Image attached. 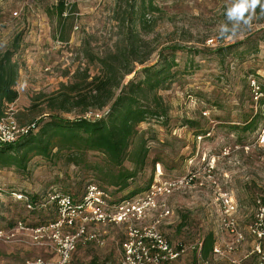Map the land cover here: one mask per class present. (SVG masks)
Masks as SVG:
<instances>
[{"label": "rangeland", "instance_id": "rangeland-1", "mask_svg": "<svg viewBox=\"0 0 264 264\" xmlns=\"http://www.w3.org/2000/svg\"><path fill=\"white\" fill-rule=\"evenodd\" d=\"M60 1L0 0V52L17 46L13 61L19 67V97L7 108L16 122L28 125L45 117L49 113L45 100L61 85L94 76L96 58L115 53L126 33L125 17L131 12L136 32L146 43L145 51H153L145 66L155 63L162 48L185 49L176 53L177 66L169 79L150 93L166 108V120L138 127L140 133L159 139L148 143L150 159L161 161L155 165L157 175L161 172L164 179L194 175L188 186L165 198L171 213L162 219L159 231L172 245L188 248L187 255L174 264H260L248 228L256 219V202L264 199V142H260L264 105H257L249 87L251 80L264 83L261 7L246 13L252 17L250 26L241 24L236 35L227 39L219 30L225 24L231 27L226 13L233 0H63L66 10L61 20L57 15ZM141 68L136 66L135 71ZM254 116L258 117L254 129H231ZM184 120L193 126H182ZM88 160L99 162L100 156L89 154ZM91 179L78 167L39 158L31 161L25 173L0 169V230L6 233L0 238V264L53 257L48 248L34 244L29 233L16 230L18 222L26 228L38 222V214L27 213L15 199L17 195L32 198L51 191L80 195ZM222 197L232 198V218L244 240L226 257H216L214 245L224 247L233 240L221 224L227 218ZM158 215L149 213L141 226L151 224ZM92 229L104 246L78 247L72 264H119L118 245L125 226ZM208 234L214 244L203 260L200 250ZM260 245L264 250V241Z\"/></svg>", "mask_w": 264, "mask_h": 264}, {"label": "trees", "instance_id": "trees-1", "mask_svg": "<svg viewBox=\"0 0 264 264\" xmlns=\"http://www.w3.org/2000/svg\"><path fill=\"white\" fill-rule=\"evenodd\" d=\"M65 10L61 0L57 5L60 20ZM125 18L127 25L124 37L114 54L96 58L97 73L78 82L61 85L57 93L45 100L49 110L45 117L28 125L18 124L29 128L28 133L13 143L0 144V169L13 168L25 173L34 158L49 164L62 162L67 167H78L92 179L80 195L70 196L78 201L85 195L88 185L95 184L106 194L110 205L139 198L155 183V165L161 161L155 157L150 159L148 143L159 142V139L140 133L138 127L146 122L166 120V108L158 99H152L150 93L158 90L161 83L169 79V74L177 66L176 53L184 52L185 49L181 46L162 48L157 52L155 63L145 66L153 51H145L146 43L136 32L135 18L131 12ZM17 42L18 39H15L14 43ZM16 49L17 46L13 44L11 49L0 52V118L19 97L16 90L19 67L13 61ZM136 66L142 68L135 71ZM131 74H134L133 77L123 83L125 77ZM258 84L261 96L257 99V105L261 106L264 105V83ZM74 112L77 114L74 118L65 116ZM98 113V118L86 117ZM257 121L258 117L254 116L243 121L241 127L232 125L231 129L246 132L254 129ZM182 126L190 128L193 122L184 120ZM89 154L100 156L99 162L89 161ZM147 173L148 177H145ZM158 177L164 179L161 172ZM54 193L60 192H46L32 198L24 196L36 206L46 202ZM23 208L26 210L25 206ZM26 212L38 214V222L31 228L57 218L54 205ZM213 244L212 234L205 236L200 250L203 260L207 258Z\"/></svg>", "mask_w": 264, "mask_h": 264}, {"label": "built area", "instance_id": "built-area-1", "mask_svg": "<svg viewBox=\"0 0 264 264\" xmlns=\"http://www.w3.org/2000/svg\"><path fill=\"white\" fill-rule=\"evenodd\" d=\"M249 87L257 100L261 96L258 81L251 80ZM10 108V106L8 107ZM11 110H5L0 118V144H10L19 137L28 133L29 128L20 127ZM99 114H90L86 117ZM264 142V136L260 138ZM156 176L155 183L141 197L110 205L106 194L95 184L86 188L85 195L78 201L68 194L54 193L46 202L34 206L24 195H15V199L24 204L26 210L45 209L54 205L57 209L55 221L35 228H26L21 222L17 223L18 231L29 233L34 244L48 248L53 256L49 260L37 258L27 260L23 264H72L73 253L79 246L93 244L103 247L104 241L97 235L92 227L97 226H125V235L119 243V264H171L176 262L188 252V248L181 245H171L159 231L162 219L170 216V210L165 198L175 190L188 186L194 175L187 174L176 179H161ZM257 203L255 222L248 228L249 234L255 239L253 253L264 264V250L260 243L264 241V199ZM222 204L226 219L221 224L232 236L231 243L224 247L214 245L213 255L226 257L235 251L243 242V235L237 230L232 215L235 206L231 197H222ZM159 213L157 219L151 224L141 226L142 221L149 213ZM14 233L11 232L12 236ZM6 233L0 230V238ZM199 264H209L200 261Z\"/></svg>", "mask_w": 264, "mask_h": 264}, {"label": "clouds", "instance_id": "clouds-1", "mask_svg": "<svg viewBox=\"0 0 264 264\" xmlns=\"http://www.w3.org/2000/svg\"><path fill=\"white\" fill-rule=\"evenodd\" d=\"M258 5L264 11V3L261 0H233L226 13L227 20L231 22V27L227 24L222 25L219 30L220 36L232 39L240 29L241 24L250 26L252 17L251 15L246 16V13L254 11Z\"/></svg>", "mask_w": 264, "mask_h": 264}, {"label": "crops", "instance_id": "crops-1", "mask_svg": "<svg viewBox=\"0 0 264 264\" xmlns=\"http://www.w3.org/2000/svg\"><path fill=\"white\" fill-rule=\"evenodd\" d=\"M19 79H20V78L18 77L17 83H18Z\"/></svg>", "mask_w": 264, "mask_h": 264}]
</instances>
